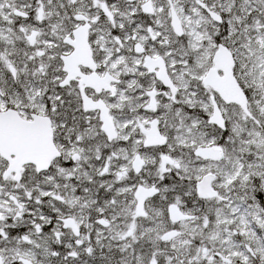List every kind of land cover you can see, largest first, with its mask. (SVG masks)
<instances>
[{
	"label": "snow or ice",
	"instance_id": "6c2138e0",
	"mask_svg": "<svg viewBox=\"0 0 264 264\" xmlns=\"http://www.w3.org/2000/svg\"><path fill=\"white\" fill-rule=\"evenodd\" d=\"M0 264H264V0H0Z\"/></svg>",
	"mask_w": 264,
	"mask_h": 264
}]
</instances>
